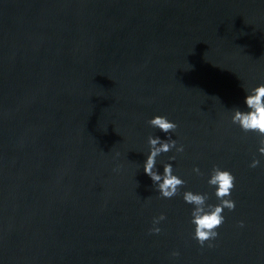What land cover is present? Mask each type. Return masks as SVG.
I'll use <instances>...</instances> for the list:
<instances>
[{"label":"water","instance_id":"water-1","mask_svg":"<svg viewBox=\"0 0 264 264\" xmlns=\"http://www.w3.org/2000/svg\"><path fill=\"white\" fill-rule=\"evenodd\" d=\"M0 264H264V0H0Z\"/></svg>","mask_w":264,"mask_h":264}]
</instances>
